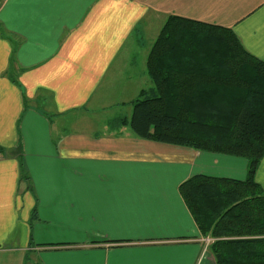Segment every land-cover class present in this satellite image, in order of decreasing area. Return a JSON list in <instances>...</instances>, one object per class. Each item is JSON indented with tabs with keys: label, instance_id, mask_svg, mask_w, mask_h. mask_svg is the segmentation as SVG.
<instances>
[{
	"label": "crops",
	"instance_id": "0c3cea01",
	"mask_svg": "<svg viewBox=\"0 0 264 264\" xmlns=\"http://www.w3.org/2000/svg\"><path fill=\"white\" fill-rule=\"evenodd\" d=\"M169 16L264 62V0H0V264H216L179 187L245 181L247 161L121 124Z\"/></svg>",
	"mask_w": 264,
	"mask_h": 264
},
{
	"label": "trees",
	"instance_id": "16d2710c",
	"mask_svg": "<svg viewBox=\"0 0 264 264\" xmlns=\"http://www.w3.org/2000/svg\"><path fill=\"white\" fill-rule=\"evenodd\" d=\"M146 72L151 86L121 124L140 140L245 159V181L196 176L179 192L216 264H264V192L254 180L264 159V62L230 29L169 16Z\"/></svg>",
	"mask_w": 264,
	"mask_h": 264
},
{
	"label": "rangeland",
	"instance_id": "374dc122",
	"mask_svg": "<svg viewBox=\"0 0 264 264\" xmlns=\"http://www.w3.org/2000/svg\"><path fill=\"white\" fill-rule=\"evenodd\" d=\"M159 34V33H158ZM151 49V48H150ZM149 52H150V50H149ZM149 52H148V54H149ZM148 54H147V56H148ZM147 59V58H146ZM86 121H88V122H90V123H94V124H98L97 122L95 123L93 120H88V119H85ZM102 121V120H101ZM103 122V121H102ZM101 123V122H100ZM84 124H86L85 122H84ZM204 243L205 244H207L206 243V241H204ZM209 245V244H208Z\"/></svg>",
	"mask_w": 264,
	"mask_h": 264
},
{
	"label": "built area",
	"instance_id": "2783aa9c",
	"mask_svg": "<svg viewBox=\"0 0 264 264\" xmlns=\"http://www.w3.org/2000/svg\"><path fill=\"white\" fill-rule=\"evenodd\" d=\"M3 156V154L0 152V158ZM206 243L210 244L212 242V240L210 238H206Z\"/></svg>",
	"mask_w": 264,
	"mask_h": 264
}]
</instances>
